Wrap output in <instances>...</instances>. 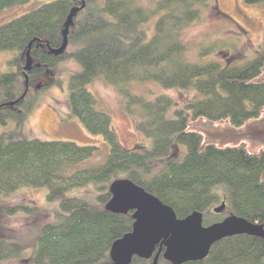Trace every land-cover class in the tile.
<instances>
[{
  "label": "trees",
  "instance_id": "16d2710c",
  "mask_svg": "<svg viewBox=\"0 0 264 264\" xmlns=\"http://www.w3.org/2000/svg\"><path fill=\"white\" fill-rule=\"evenodd\" d=\"M33 1L0 0V13ZM82 4L72 17L65 50L52 54L62 44L70 11ZM208 7V0H157L152 7L141 0H53L0 25V52L13 53L8 62L12 70L0 72V126L9 121L23 125L38 93L57 84L53 74L58 64L74 58L81 70L69 77V116L78 118L90 134L102 136L108 146L105 158L88 166L99 151L95 146L0 131V200L24 189H45V201L58 202L29 240L19 243L0 235V264H114L110 248L134 222L133 211L120 214L106 208L109 186L119 179L154 195L179 219L200 212L207 226L229 213L264 228V149H249L244 142L204 143L203 134L190 126L204 120L239 129L262 115L264 35L255 55L241 64L233 57L225 63L191 62L183 32ZM223 49L215 43L200 46L198 58ZM98 78L124 99L123 108L135 117L134 128L145 145L127 149L119 144L110 117L97 110L96 98L86 89ZM134 83H154L193 96L181 105L167 94L149 99L130 91ZM87 188L92 200L66 196ZM222 202L223 211L213 213ZM38 213V206L21 203L2 208L7 219ZM163 251L157 264H171ZM154 254L149 259L134 256L129 264H152ZM182 264H264V238H223L203 259Z\"/></svg>",
  "mask_w": 264,
  "mask_h": 264
},
{
  "label": "rangeland",
  "instance_id": "374dc122",
  "mask_svg": "<svg viewBox=\"0 0 264 264\" xmlns=\"http://www.w3.org/2000/svg\"><path fill=\"white\" fill-rule=\"evenodd\" d=\"M51 1L53 0H37L16 8L7 9L0 13V25ZM156 1L141 0V3L152 7ZM208 3L209 7L202 12L201 18L190 24L183 32V38L188 46L186 58L191 62L220 61L225 63L226 59L233 57L235 64H241L251 59L255 55L257 45L264 35V4L247 5L245 0H208ZM213 43L219 49L224 48L223 52L216 50L203 58L202 61L199 60L200 46ZM12 57V52H0V72L12 70V67L8 64ZM80 70L81 66L74 58L58 64L53 74V79L57 80V84L38 93L37 104L25 123L20 127H16L13 121H9L5 126H0V131H8L18 137L41 141H71L78 145H92L97 147L99 151L86 162V165L100 163L108 153V146L103 137L90 134L78 118L69 116V77ZM261 80L264 81V70ZM86 89L96 98L97 110L106 113L110 117L112 128L121 146L134 149L139 145L146 144L144 138L134 128L135 117L128 115L124 110V99L112 86L107 85L98 78L90 83ZM130 91L133 94H142L149 99L153 97L152 95H171L180 105L193 96L192 92L181 93L175 90H164L154 83H134L130 85ZM190 126L200 132L206 127H229L226 122L209 123L204 120H198ZM203 138L204 143L215 144L204 135ZM246 144L249 148L248 142ZM253 149L264 148L257 146ZM90 191V188L74 189L66 193V196L92 200L93 192L90 193ZM45 193V189H24L13 196L1 199L0 235L11 236L10 239L19 243L29 240L35 228L48 220L52 215L51 213L58 207V202L48 204L45 201ZM9 202L38 206L39 213L26 218L18 216L7 219L2 215V208ZM221 216H224L223 219H225L230 214L224 213ZM9 238L8 240H10Z\"/></svg>",
  "mask_w": 264,
  "mask_h": 264
},
{
  "label": "water",
  "instance_id": "95a60500",
  "mask_svg": "<svg viewBox=\"0 0 264 264\" xmlns=\"http://www.w3.org/2000/svg\"><path fill=\"white\" fill-rule=\"evenodd\" d=\"M83 5L70 11L63 29L62 44L59 48L51 50L52 54L59 55L65 50L72 17ZM29 47L30 45L23 66L24 74L31 67ZM24 79L26 92V74ZM201 132L213 142L220 139L221 146L237 145L246 141L251 149L257 146L264 148V118L248 122L239 129L206 127ZM109 192L111 199L106 208L120 214L133 211L134 220L131 231L115 241L110 248L109 256L114 264H129L134 256L149 259L157 247L152 264H157L162 249L165 260L171 264H182L203 259L212 244L223 238L239 234L264 238L262 225L237 216H229L207 226L203 225V216L200 212L179 219L172 208L128 179L113 181L109 186ZM224 207L225 203L222 202L213 208V213H221Z\"/></svg>",
  "mask_w": 264,
  "mask_h": 264
},
{
  "label": "flooded vegetation",
  "instance_id": "af4514ba",
  "mask_svg": "<svg viewBox=\"0 0 264 264\" xmlns=\"http://www.w3.org/2000/svg\"><path fill=\"white\" fill-rule=\"evenodd\" d=\"M259 118H264V111H263L262 115H261ZM225 128H228V126L225 127ZM214 136H215V135H214ZM215 138L218 139L216 136H215ZM214 142H215V144L219 145V143H220V139H218V140H216V141H214ZM239 143H243V142H239ZM244 143H246V141H245Z\"/></svg>",
  "mask_w": 264,
  "mask_h": 264
}]
</instances>
